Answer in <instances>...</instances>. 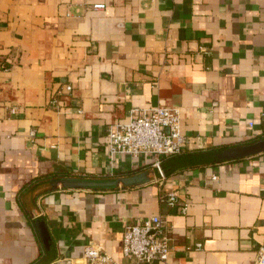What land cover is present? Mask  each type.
<instances>
[{"label": "crops", "instance_id": "0c3cea01", "mask_svg": "<svg viewBox=\"0 0 264 264\" xmlns=\"http://www.w3.org/2000/svg\"><path fill=\"white\" fill-rule=\"evenodd\" d=\"M156 105L179 110L188 144L174 157L263 139L264 0H0V264L46 256L24 204L34 184L154 167L142 155L109 159L106 133L130 108ZM170 191L173 206L161 200ZM35 203L54 246L48 264H83L88 243L132 264L123 230L155 214L169 256L139 264H253L264 151L124 188L49 190Z\"/></svg>", "mask_w": 264, "mask_h": 264}, {"label": "built area", "instance_id": "2783aa9c", "mask_svg": "<svg viewBox=\"0 0 264 264\" xmlns=\"http://www.w3.org/2000/svg\"><path fill=\"white\" fill-rule=\"evenodd\" d=\"M93 9H102L104 4L92 5ZM65 89H71L67 85ZM251 126L252 123L250 122ZM30 131L29 136H33ZM188 138L182 133L181 118L178 108L169 106H146L130 108L125 121L112 122L106 133V148L109 159L116 155L145 156L152 159L151 164L161 174V159L181 154ZM161 200L169 206L177 204L174 191L167 192ZM187 203L180 206L185 213ZM168 223L159 214L150 215L138 222L127 224L122 233L121 251L132 264L146 263L153 260H166L170 245L167 236ZM83 264H122L111 254L98 246L88 243L83 249ZM253 264H264V246H260Z\"/></svg>", "mask_w": 264, "mask_h": 264}, {"label": "water", "instance_id": "95a60500", "mask_svg": "<svg viewBox=\"0 0 264 264\" xmlns=\"http://www.w3.org/2000/svg\"><path fill=\"white\" fill-rule=\"evenodd\" d=\"M264 151V138L250 144L236 146L221 150H211L200 153H189L178 157L168 159L160 164L162 174L165 177L168 173L173 172L176 168L183 166H197L217 163L224 160L242 158L245 156L255 155ZM161 174L153 167L136 174L112 179L98 178H79V177H58L49 178L31 186L24 195V204L33 219L37 231L47 250L46 256L38 264H48L54 254V246L41 216L40 210L35 203V197L49 190L58 188L72 189H96L111 190L124 188L134 184L145 183L150 180L160 179Z\"/></svg>", "mask_w": 264, "mask_h": 264}, {"label": "rangeland", "instance_id": "374dc122", "mask_svg": "<svg viewBox=\"0 0 264 264\" xmlns=\"http://www.w3.org/2000/svg\"><path fill=\"white\" fill-rule=\"evenodd\" d=\"M82 261V260H81Z\"/></svg>", "mask_w": 264, "mask_h": 264}]
</instances>
